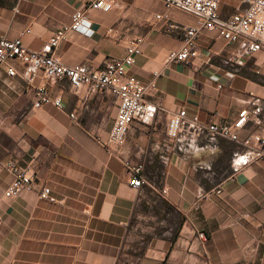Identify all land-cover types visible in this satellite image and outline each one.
<instances>
[{
  "label": "crops",
  "instance_id": "0c3cea01",
  "mask_svg": "<svg viewBox=\"0 0 264 264\" xmlns=\"http://www.w3.org/2000/svg\"><path fill=\"white\" fill-rule=\"evenodd\" d=\"M91 1L0 0V36L29 30L22 43L38 50ZM111 2L107 13L89 11V33L68 32L54 54L66 65L97 70L142 37L129 73L144 85L154 82L146 90L151 110L132 124L119 156L98 141L113 123V95H75L67 81H44L38 71L34 87L46 85L62 109L34 108L23 66L11 63L14 77L0 67V264H264V160H236L239 145L222 139L166 135L181 108L218 124L258 108L239 135L264 134V53L251 57L243 39L228 43L204 30L196 59L167 62L181 46V28L196 18L173 10L167 22L156 21L160 0ZM243 8V0L219 3L223 17ZM122 159L142 166L146 185L128 186ZM12 165L34 190L6 198ZM42 187L57 202L40 200Z\"/></svg>",
  "mask_w": 264,
  "mask_h": 264
},
{
  "label": "built area",
  "instance_id": "2783aa9c",
  "mask_svg": "<svg viewBox=\"0 0 264 264\" xmlns=\"http://www.w3.org/2000/svg\"><path fill=\"white\" fill-rule=\"evenodd\" d=\"M163 11L155 14L156 21L167 22L173 10H181L196 18L192 25L181 28V46L178 50L169 51L167 62L181 63L198 57L196 39L202 31H213L228 43H235L243 39L247 54L253 57L255 54L264 53V0H243L242 11L228 17L220 14V0H160ZM111 0H93L84 5L83 9L76 10L71 16L70 23L53 32L38 50H29L22 43V37L28 34L24 30L13 39L0 36V67H5L9 77L17 75L12 62H18L23 66L22 78L25 84L33 89V107L53 105L62 109L59 97L53 96L46 85L34 87L37 72L42 79H54L55 81H67L72 93L78 95L82 91L87 94L108 92L117 99L116 112L111 128L105 138H99V143L110 149L111 152L121 156L127 133L133 123L144 121L150 112L152 104L146 99V90L155 87L154 82L144 85L136 76L129 73V68L134 64L135 57L141 54L142 37L133 38L125 48V55L121 59L109 60L103 63L100 69L94 70L85 64L66 65L54 54L58 45L66 39L68 32L89 33V11H101L107 13L112 10ZM18 11L14 9V13ZM170 29H177L170 25ZM109 33L113 28L107 30ZM157 73H153L155 77ZM259 112L246 109L240 111L237 117L229 124L204 122L195 114L188 115L181 108L172 114L166 125V135L170 139H177L185 133H189L194 139H222L239 145L234 153V159L243 162L264 160V134L251 133L240 137L243 129L251 116ZM69 118L76 121V115L69 113ZM123 165L129 172L128 186L134 189L147 184L143 177L141 165L132 164L124 160ZM240 164V162H238ZM12 180L3 193L10 198L21 190L33 191L31 178L15 165L10 167ZM162 195L166 190L160 191ZM40 200L55 203L48 187H42L37 192ZM202 239L203 234L199 233Z\"/></svg>",
  "mask_w": 264,
  "mask_h": 264
}]
</instances>
